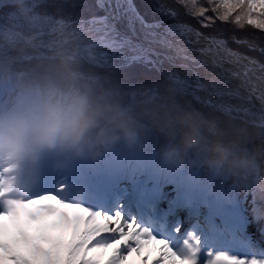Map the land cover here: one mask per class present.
Masks as SVG:
<instances>
[{
  "label": "clouds",
  "instance_id": "1",
  "mask_svg": "<svg viewBox=\"0 0 264 264\" xmlns=\"http://www.w3.org/2000/svg\"><path fill=\"white\" fill-rule=\"evenodd\" d=\"M64 0H0V169L13 195L45 155L94 160L159 136L163 163L193 160L264 200V110L225 112L189 99L175 75L130 84L88 53L95 33ZM61 21L63 23H61Z\"/></svg>",
  "mask_w": 264,
  "mask_h": 264
},
{
  "label": "snow or ice",
  "instance_id": "2",
  "mask_svg": "<svg viewBox=\"0 0 264 264\" xmlns=\"http://www.w3.org/2000/svg\"><path fill=\"white\" fill-rule=\"evenodd\" d=\"M62 6L79 23L77 9L93 7L87 0H64ZM113 6L118 17L148 25L137 0H96L94 5L98 10ZM156 6L172 22V36L183 38L201 63L219 68L234 82L217 91L222 103L207 94L196 96L198 103L225 112L264 110V0H156ZM108 20L107 14H93L88 21V30L95 33L87 50L92 59L105 63L106 50L128 52L132 58L148 54L131 39L114 35ZM176 82L185 87L179 77ZM196 87L205 92L207 86ZM11 171L0 169V264H264L257 256L205 252L194 235L178 242L154 235L118 208L93 210L64 199L62 188L14 196L6 175Z\"/></svg>",
  "mask_w": 264,
  "mask_h": 264
},
{
  "label": "bare ground",
  "instance_id": "3",
  "mask_svg": "<svg viewBox=\"0 0 264 264\" xmlns=\"http://www.w3.org/2000/svg\"><path fill=\"white\" fill-rule=\"evenodd\" d=\"M104 14H107L109 16V20L106 26L113 32L114 35H116L117 37L131 39L134 43H137L145 48L148 53L146 56L136 58H132L131 54L128 52L123 58H119L118 56H107L105 64L112 66L127 63L135 59L152 60L156 65H158V67H160V69L164 73L179 77L185 82V84L193 87H196L198 83L206 85L207 87L205 93L209 95L210 98L217 104L223 102V97L218 96L217 91L234 86V82L225 72H222L219 68L212 66L210 63H201L198 57V53L195 51L194 47L187 44L183 40V38L172 36L168 29L151 25L142 26L141 24H137L135 30L138 28L136 33L138 34L140 39H136L134 37V32H128V30H126L125 28H121V25L116 22V20H118L124 26H128L129 23L132 24V21L130 19L123 16L118 17L115 14L114 6L112 8L103 10V16ZM81 23L91 27V25H89L87 21ZM213 83L215 84V88L212 87ZM86 164L87 163L85 162L79 163L71 173L67 174V176L58 181V187L63 189L61 193L62 196H65L68 193L67 190H73V188L74 190L76 189L75 193H77V195L72 202L80 203L88 207V202L92 201L91 192L87 189L88 186L86 184L85 188L79 186L81 182H83V174L86 170ZM39 175V172H34L33 179H31L28 183L23 184L21 190H23L27 185L36 184L40 179ZM77 186L81 188H77ZM179 190L180 189L177 190V194L181 196L182 192ZM218 212L219 211L216 210L215 214ZM169 219L172 220V218ZM188 226H185V228L180 232L179 239H182L186 232L189 231V229L186 230ZM219 230L222 233L229 232L228 228L223 229L221 227L219 228ZM160 236L166 237V233L164 232Z\"/></svg>",
  "mask_w": 264,
  "mask_h": 264
},
{
  "label": "rangeland",
  "instance_id": "4",
  "mask_svg": "<svg viewBox=\"0 0 264 264\" xmlns=\"http://www.w3.org/2000/svg\"><path fill=\"white\" fill-rule=\"evenodd\" d=\"M88 2H89V0H87V3ZM88 11L89 10L80 11L79 9H77L78 14H85ZM154 12L157 13L158 16H160V14L157 11H154ZM100 16H102V15H100ZM90 18L83 19L80 21H87ZM162 18H164V21H166L165 17H162ZM159 20L160 19H158L156 21H159ZM148 25L155 26V27H161V28H165L168 30L171 26V24L167 25V26H162V25H160V23L159 24L148 23ZM108 51H107V56H115V57L118 56L119 58L125 57L126 53H127V52H120V51H114V50H108ZM140 61L144 62V63H152L156 67V69H158L160 74L164 73L152 60L142 59ZM137 63H140V62H137ZM124 67H127V66H124ZM124 67H120L118 69H121ZM185 88L194 97L206 94L205 92L198 91L197 87H193V86H190L188 84H185ZM135 152L137 153L138 151L135 150L132 153H135ZM132 153H130V154H132ZM46 156L47 155H45L44 157H46ZM140 159H141L140 156L135 157V155H134V156L130 157L128 160L126 159L127 160L126 165L130 164L132 166L131 167L132 171L134 173H136L138 171V169L135 167V165L136 166L138 165V163L140 162ZM131 161H133V163H135V165L133 163H131ZM200 168L201 167L194 160L191 163H185L184 165H181L179 167V170H180L179 172L181 173V174H179V177H183V174L189 175V179L186 176L188 191L184 193V196L189 197L190 200H194V202L198 205H200V203L197 200H200V198L204 197L205 192H203V196H201L200 194H197L196 192L195 193L192 192L193 187H194L192 184H195V180H196L195 177L197 178V175H198ZM59 174H60V172H58L56 174L54 180L57 181L56 177ZM176 179L177 178L172 179V180H175L174 182L173 181L169 182L168 176H167L165 179H163V184L166 186V188L169 191H172L171 188H173V186H174L173 183H175L177 181ZM132 188L134 189V187H132ZM196 188H199L200 190L203 189V187H200L199 185H196ZM182 189L185 190L184 184L182 185ZM174 190L175 189H173L172 192H175ZM129 192H130L129 196H132L133 193H134V195H137V192L135 190H131ZM176 194H177V192H176ZM236 198H237L238 202L240 203V206H238V207L235 205V199ZM212 199L214 201L213 203H215L217 208L219 210H221V212H223L224 214L228 215L229 221L227 222V224L229 225V228H228L229 232L222 234L220 236V238L218 239L217 237L221 233H219V230L217 227L220 223L222 224L223 221L221 220V218L218 220L213 218V220H212L213 230L211 231L212 234L207 233L206 230L204 228H202L203 226L199 225L198 222H194L192 224V227L190 228V230L188 232H186V234L184 235V237H182V239H186V238H189L190 235H194L196 238L199 239L201 247L205 252L210 250L213 253H215V252H226V253L231 254V255L257 256L260 258H264V234L262 233V231L264 230V221L262 219L259 220L256 218V215L253 211V207L251 205L250 194L246 190H244V191L238 190V195H233V197L229 200L227 195L220 192L216 196H213ZM228 204H230L232 206L234 204V207L232 209L230 208V210H229V208H227V207H229ZM117 205L119 208H121L123 206L122 200L118 201ZM114 207H112V208H114ZM172 208H173V205L170 206V205L166 204V207L165 208L162 207V209L160 210V215H165L167 213L166 212L167 209L169 210L168 212H172ZM119 210L122 212L123 209H119ZM183 213H184L183 218H182V216L177 215V218L174 219L176 221L174 224V228L169 229L170 231L167 230L169 232H168L166 238L172 239L173 241H176V242H178L179 240H182V239H179V236H180V232L182 231L184 224H186V223H184L183 219H186L188 217L189 209L186 208L185 212H183ZM214 215H215V213H214ZM125 217H127V216H125ZM128 218H130V217H128ZM214 224H217V225H214ZM223 228L226 229L225 226H223ZM235 228H237L239 231H237V229L235 230ZM155 233L156 232H153L154 235H155ZM210 235H212V236H210ZM203 238L206 239V244L202 242ZM209 245H211V247H209Z\"/></svg>",
  "mask_w": 264,
  "mask_h": 264
},
{
  "label": "trees",
  "instance_id": "5",
  "mask_svg": "<svg viewBox=\"0 0 264 264\" xmlns=\"http://www.w3.org/2000/svg\"><path fill=\"white\" fill-rule=\"evenodd\" d=\"M88 3L93 7H91L85 14H78L79 20L90 18L93 14L103 16V13L100 10L95 9L94 0H89ZM137 3L144 15V19L149 23L160 19V25L162 26L172 24L170 20L166 19V21H164V18H162L163 16H158V14L154 12L156 11V0H137ZM119 70L123 78L130 84L141 83L148 80H158L161 76L158 69H156L152 63H134ZM184 89L189 99H191L194 103L197 102L195 97L185 87ZM162 143V139L156 135L146 136L143 140L134 145L118 143L98 158L90 161L91 175L95 179H98L99 175H107V168L111 167L114 163L117 164L123 161L135 150L138 151L135 153L141 155L145 162L150 163L155 175L159 173L161 168H166L168 172L174 171L175 173L177 169L176 166L167 165L160 159L159 150ZM70 158L71 160H76L75 158ZM195 184L212 191L215 195L222 192L228 196L229 200L233 197V195H238L237 189L228 186L218 178L208 175L202 168H200L198 172ZM246 191L250 194L251 205L256 218L264 221V200L260 199L254 190ZM235 200L238 203L237 198Z\"/></svg>",
  "mask_w": 264,
  "mask_h": 264
},
{
  "label": "water",
  "instance_id": "6",
  "mask_svg": "<svg viewBox=\"0 0 264 264\" xmlns=\"http://www.w3.org/2000/svg\"><path fill=\"white\" fill-rule=\"evenodd\" d=\"M95 2H96V0H94ZM102 13H103V10H100ZM104 15H106V14H104ZM89 21V20H88ZM87 21V22H88ZM80 22H85V21H80ZM116 22H118V24H120L121 25V28H125L126 30H128V32L130 31V32H134V37L136 38V39H140V37L138 36V34L136 33V31L138 30V28L135 30V27H137L136 25L137 24H134L133 23V21H132V24L131 23H129V25L128 26H124L120 21H118V20H116ZM125 30V31H126ZM111 57H115V56H111ZM140 60H142V59H135V60H131V61H129V62H127V63H122V64H119V65H112L113 67H116V68H120V67H124V66H128V65H130V64H133V63H137V62H139ZM158 66V65H157ZM160 68V67H159Z\"/></svg>",
  "mask_w": 264,
  "mask_h": 264
}]
</instances>
